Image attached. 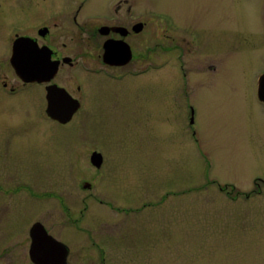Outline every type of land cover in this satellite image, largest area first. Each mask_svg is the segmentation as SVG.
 Instances as JSON below:
<instances>
[{"label":"rangeland","instance_id":"374dc122","mask_svg":"<svg viewBox=\"0 0 264 264\" xmlns=\"http://www.w3.org/2000/svg\"><path fill=\"white\" fill-rule=\"evenodd\" d=\"M80 1L0 0V264H32L35 222L67 245L66 264H264V111L254 99L264 0H131L195 31L194 59L151 23L134 43L156 68L122 85L85 81L90 107L60 123L41 87L8 96L1 83H19L14 34ZM83 74L63 71L59 84L72 92Z\"/></svg>","mask_w":264,"mask_h":264},{"label":"flooded vegetation","instance_id":"af4514ba","mask_svg":"<svg viewBox=\"0 0 264 264\" xmlns=\"http://www.w3.org/2000/svg\"><path fill=\"white\" fill-rule=\"evenodd\" d=\"M92 1L81 0L72 12L57 11L51 13L49 11L44 24L35 27L32 34H14L11 54L15 40L19 38L29 39L32 45L31 52L27 55L29 60L32 65L40 66L42 70L48 68V72L43 76L42 81L26 83L15 74L11 67L19 83L11 85L9 82L3 81L1 86L4 94L15 96L20 90L33 86L41 87L47 107L49 105V97H53L60 105L77 106L72 112V118L77 112L81 113L86 110V107L91 105L89 103L90 92L87 88L90 79L107 80L112 86H116L122 85L125 81L134 77L147 74L151 68H156L154 63H148L144 59L143 53L146 52V49H144L143 43L139 46H135L134 43V38L141 35L151 23L161 25V30L165 37L169 36L175 40L178 38L181 45L185 48V55L193 58V53L200 48L197 33L181 27L169 13L161 11V14L157 15L146 7L133 5L131 0H109L111 5H95L96 3L92 5ZM61 8L64 9L63 7ZM256 11L261 27L262 35H260L264 39V28L257 8ZM69 22L77 30L73 35L75 37L74 40H70L71 44L69 42L66 43L64 40L62 41L63 35L68 31ZM60 24L61 28L59 29ZM135 50L137 51L135 52ZM182 56L184 54L180 50V54L177 57ZM161 62L162 69L171 60L165 58ZM179 63L180 69L186 67L187 62L185 63L184 59L180 60ZM74 68L81 71L82 74L84 73L83 76L85 77L80 78V80L75 77V86L70 92L65 86L59 84L58 79L63 71L66 73ZM53 70H55L54 74ZM254 81H256L254 99L264 111V67L256 70ZM101 90H104V87L99 90V93H101ZM94 99L98 108L103 99H96V97ZM190 113L191 115L194 114L192 108H190ZM93 148L95 149L90 151L91 157L93 153H98L101 155V161L97 167L92 164L90 157V163L100 175L105 160L103 155L98 152L99 150H96L97 146ZM256 195H259V193ZM244 197L248 198L249 195ZM36 223L40 222H35L34 224ZM59 242L63 243L62 241ZM6 260L12 262V257L8 256Z\"/></svg>","mask_w":264,"mask_h":264},{"label":"water","instance_id":"95a60500","mask_svg":"<svg viewBox=\"0 0 264 264\" xmlns=\"http://www.w3.org/2000/svg\"><path fill=\"white\" fill-rule=\"evenodd\" d=\"M31 49L32 45L29 39L19 38L13 43L10 58V65L15 71V74L26 83L34 81L40 82L48 72V68L42 70L40 66L32 65L27 56L30 54ZM54 72L55 70H53V74ZM74 110L75 106H68L67 104L60 105L53 97H49V105L46 113L50 118L60 123H66L70 120ZM190 123H192V119ZM100 161V155H92V164L98 167ZM84 188L88 189L89 184H85ZM29 237L31 240L29 258L33 264H66V257L69 252L68 247L47 234L41 224L36 223L32 226L29 231Z\"/></svg>","mask_w":264,"mask_h":264}]
</instances>
